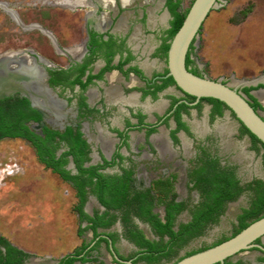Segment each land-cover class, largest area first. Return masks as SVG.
Here are the masks:
<instances>
[{
  "label": "rangeland",
  "instance_id": "obj_1",
  "mask_svg": "<svg viewBox=\"0 0 264 264\" xmlns=\"http://www.w3.org/2000/svg\"><path fill=\"white\" fill-rule=\"evenodd\" d=\"M191 2L192 0H178L176 12L182 16ZM92 3L94 8L61 7L54 0H0V58L24 52L35 59L40 57L46 60L51 68H65L73 60L72 53L66 50L77 45L83 38L84 12L108 11L97 6L94 0ZM149 6L154 5L135 2L120 9L126 11L124 16L127 23L136 32L128 40L135 57L133 64L139 67L147 65L144 70L147 76L152 73L160 74L165 69L162 55L154 58L152 52L159 46L169 20L167 15L162 23L157 21L164 9L162 1L159 8L153 11L155 21L148 23V14L142 13ZM241 11L245 13L243 19L238 14ZM189 58L199 75L228 84L241 94L243 88L264 90V0H219L203 20ZM37 64L44 70L47 68L39 62ZM260 78L262 79L259 80ZM233 80L237 84L232 85ZM255 80L259 81L255 82L254 87L242 85ZM100 86L105 87L107 84L100 82ZM137 86L142 87L143 84L137 83ZM91 89L97 88L95 86ZM52 91L60 96V100L70 96L68 91ZM99 92L102 96L101 89ZM167 96L178 98L181 95L172 88L171 91L158 94L157 100L163 99L168 103ZM60 100L57 99L56 102L51 99L44 104L47 108L44 110L47 115L44 124L61 128L77 120L88 138L96 136L99 128L108 131L109 128L120 126L127 117L126 107L105 104L101 98L100 102L95 100V108L99 112H93L88 118L87 114H83L76 119L73 105H68L66 109ZM91 106L92 104L89 108ZM208 111L209 106L201 102L198 110L189 109L186 114H182L181 119L188 125L190 135H179L181 140L174 145L167 137V152L156 151L153 145L151 151L139 132H134L128 138L127 146L121 148L120 153L125 158L121 166L133 169L134 179L130 184V193L146 189L153 180L172 177L174 199L191 204L195 195L183 188L184 175L193 165L194 157L201 158L203 155L216 156L222 164L232 167L242 186L252 180L264 183L263 152L259 145L251 143L241 126L227 111L212 122L208 121ZM258 111L264 117V111ZM191 123L203 125L204 133L197 134ZM222 123L232 125L233 132L227 140L234 145L244 144L243 156L239 155L240 151L236 156L233 146L226 147L215 133L214 127ZM172 126V121L168 120L166 127ZM29 127L34 129L31 123ZM165 131L167 135V130ZM95 150L97 148L93 145L94 154L90 157V164L99 162ZM118 170V167H113L105 172L115 173ZM90 197H87L83 207L88 215L101 211L96 202L89 203ZM249 201V192L240 194L236 200L226 205L218 221L201 236L190 240L172 259L155 264H171L178 258L229 237L236 228V216L248 206ZM75 202L71 187L37 161L33 149L26 141L18 138L0 139V237L28 254L23 264H56L64 255L90 242L91 233L88 230L77 233L78 226L83 228L86 224H78L72 211ZM153 212L162 216L160 206H155ZM187 220L185 211L176 217V223H185ZM132 223L148 240H156L146 224L135 218H132ZM120 231L118 221L108 229L98 230L99 233L116 234L115 247L122 256L127 257L135 248L120 236ZM261 257L260 252L247 250L232 256L228 261L264 264L259 261ZM83 264L115 263L110 261L101 244L86 255Z\"/></svg>",
  "mask_w": 264,
  "mask_h": 264
},
{
  "label": "trees",
  "instance_id": "obj_2",
  "mask_svg": "<svg viewBox=\"0 0 264 264\" xmlns=\"http://www.w3.org/2000/svg\"><path fill=\"white\" fill-rule=\"evenodd\" d=\"M165 6L172 19L170 28L163 40L167 43L162 44L160 47L162 55H165L168 41L180 26L187 12L182 16L176 12L178 1L167 0ZM238 14L242 19L245 17V13L242 11ZM191 49L192 44L189 45L185 55L184 66L192 74L199 75L192 60L189 58ZM83 69H80L79 75L82 74ZM69 70L46 69L48 85L50 87L60 85L61 80L59 77L67 75ZM76 82L84 88L85 84H81L79 80ZM66 84L71 86L73 82ZM66 84L64 83V85ZM169 84H173V81L168 77L162 80L161 85L157 86L156 90H161ZM251 90L253 88L242 89L243 94L250 101V107L253 110L264 111V108L249 94ZM201 101L212 106V115L220 116L221 112L226 109L222 103L213 99L207 98L201 99ZM81 105L84 106V104ZM180 107H183V105H179L174 113V119L178 127L183 126L177 114ZM27 121L39 122L40 115L35 109L30 107L29 102L25 98L15 97L0 100V139L18 138L26 141L33 149L37 161L71 187L76 199L72 211L75 213L79 225L83 222L86 223L83 228L78 226L77 233L80 234L82 230H89L95 238L98 236L97 229H106L118 220L122 226L123 238L138 249L137 252L133 253L139 254L135 261L139 260L145 264H155L161 260L172 259L179 249L184 247L190 240L201 236L208 227L218 221V217L225 210L226 203L236 200L245 191L249 192L250 201L247 208L242 209L241 213L236 217L237 226L231 236L246 227L250 222L264 216V183L260 180H253L244 186H240L232 167L215 168L212 172L202 167L196 172L198 175H202V177L196 178L199 202L189 210L190 220L187 223L175 225V217L183 210L184 205L174 201V194L171 192L169 183L156 181L145 191L129 194L127 183L131 172L122 170L119 175L103 173L102 170L104 168L113 164V162L109 163L104 160H102L101 164L84 165L88 162V147L77 128L65 127L62 132H59L43 126L40 133L37 134L25 125ZM241 128L253 145H259L263 152L264 162V145L242 126ZM60 143H62L65 150L56 155L57 150L60 148ZM67 157L71 158L75 171L73 174L69 170L64 169ZM150 191L152 192L150 193ZM87 193L96 199L97 203L103 208L102 211H94L91 216H88L83 211ZM155 206L162 207V217H158L152 211ZM130 216L146 223L157 240H147L142 232L131 224ZM108 237L113 239L116 235L108 234ZM224 240L226 238L214 245ZM95 246L96 244L92 247ZM203 249L205 248L200 250ZM78 253L73 252L63 256L58 260L57 264H73L77 259ZM27 257L28 254L12 246L3 237H0V264H23ZM80 260L85 261L84 259ZM260 261H264V256ZM224 264L243 263H231L228 261Z\"/></svg>",
  "mask_w": 264,
  "mask_h": 264
},
{
  "label": "flooded vegetation",
  "instance_id": "obj_3",
  "mask_svg": "<svg viewBox=\"0 0 264 264\" xmlns=\"http://www.w3.org/2000/svg\"><path fill=\"white\" fill-rule=\"evenodd\" d=\"M94 1L96 2L97 6L102 7L103 9H107L108 11L100 13L98 10H96V12H94V10L93 11L89 10V11L84 12L83 14V24H84L83 38L80 40V42L77 45L66 50L67 52L72 53L73 60L70 61L65 68H46V69H55V70L70 69L69 73L63 77H59V79L61 80L60 85L50 87L47 83V80H46V83L54 91L58 89L59 91L69 92L70 96L63 98L64 100L62 99L60 100L59 99L60 96L58 97L56 95V97L58 100H60L63 106L65 105V108L68 105L70 106L73 105L76 119L80 115H83V114H87L86 117L88 118L89 115L92 114L93 112H99L100 110L98 108H95V100L100 102L101 98L103 99V102L105 104H111L117 107H119L120 105L126 107L128 109L127 117L123 119L120 126L109 128L108 131H103L100 128L97 129L98 134L94 136L93 138H88L86 136L85 131L81 128V123L78 122L77 120L75 122L66 124L61 128H52V127L45 125L44 121L47 120V115L45 114L42 108L40 110L44 118H42L41 114L37 111L40 115V121L39 122L27 121L25 122V125H27L30 130L34 131L37 134L40 133L41 127L43 126H46L52 130H57L59 132H62L65 127H71L73 129L77 128L78 131L81 133L82 139H84L88 147V152H87L88 162H86L84 165L87 166V165L101 164L102 160H104L109 163L113 162V164L112 166L104 168L102 170L103 173L119 175L122 170L131 172L129 175V181L127 183V188H128L127 191L129 194H132L130 193L129 189H130V184L134 179L133 169L130 167L125 168L121 166V163L125 158L120 153L121 148L123 147L125 148L127 146L128 138L133 136L134 132H139V135L143 136V139L147 142V145L149 146V149H151V151H152L151 145H153L156 151L161 150V151L167 152V149H168L167 141L168 140H170L171 144L174 145L178 142V140H181L179 135H182V134H185L188 136L190 135L188 125L181 119L182 114H186L189 109L198 110L200 108L201 102H204V101H201V99H199L194 105L188 106L187 104L192 103L194 99L192 97L182 94L176 87H174V84H169L163 87L161 90H156L157 86L161 85L162 80L168 78V77H165L166 68L160 74L152 73L150 76H147L144 71L147 69L148 67L147 65L144 64V66L139 67L133 64L135 57H134V53L132 52L133 48L129 45L128 40L129 38H132L136 32H134L131 25L129 26L127 23V20L124 16V14H126V11H123L120 9H124L125 7L130 6L135 2H140L141 4H147V5H154L153 7L152 6L146 7L147 9L145 8V11H143L142 13V14H148L147 21L148 23L151 24L153 22H150L149 14H153V11L157 10L156 3L160 2L161 4V2L163 1L164 9L160 13V15L157 17V21L159 20V17H161L162 15L165 16L163 21L166 19L167 15L169 16V20L167 22L168 25H167L166 30H164L165 32L162 35L163 37H162L161 42L159 43V46L155 48L152 52L153 57L155 58L159 54L162 55L160 52V47L162 46V44L167 43L166 41H163V40L166 37V32L170 28V21L172 19L167 7L165 6V3L167 0H148L147 3L143 2V0H131V3L126 6L122 3V0H114V2L113 0H107V2H105L107 6L101 0H94ZM171 1L173 2V1H178V0H171ZM69 2H72L74 4H69ZM92 2L93 0H84V1L83 0H54V3L61 7H78V6L79 7H84V6L90 7L91 6L94 8V5ZM163 21L159 20L160 23H162ZM165 55H166V52H165ZM165 55H162V57L164 58V62H165ZM39 60L42 64L51 66L50 63H48L46 60L40 57H39ZM81 68H84V69H83L82 74L79 75ZM46 69H45V72H46L47 79H48V74H47ZM261 79L262 78H260L259 80ZM77 80H79L81 84H85L84 88H82L80 84L76 82ZM259 80H255L252 82H256ZM62 82H64L65 84L68 82H73V84H71V86L67 84L64 85V83L62 84ZM100 82L103 84L105 82L107 86L101 87ZM117 83H121V84L118 85ZM137 83H141L143 84V86L139 87L137 86ZM95 86L97 89H91V88H94ZM172 88L178 91L181 96L178 98H175L174 96H167L168 103H166V101L163 99H160L159 101L157 100L158 94L163 93L164 91H168V90L171 91ZM99 89H101L102 96L99 92ZM259 91H264V90H257L254 92H259ZM254 92H252L253 96L260 102L257 96L254 95ZM12 98H15V97H12ZM53 98L55 97L53 96ZM81 104H84V106H82ZM91 104L92 106L91 108H89V105ZM206 104L209 106V111L207 115L209 122H212L215 118L221 117L223 112L226 111V109H224L221 112L220 116H217L215 114L212 115V106L208 103ZM179 105H183V107H180L177 112L179 116V121L183 124L182 127H178L174 119L175 110L178 108ZM262 105L264 106V104ZM168 120L172 121L173 123L172 128L166 127ZM30 123L32 124L34 129H31L29 127ZM190 125L192 129L196 130L195 132L197 134H203L205 131V128L201 124L191 123ZM220 125H217V126L219 127ZM200 126L202 129L200 128ZM217 126L214 127V131L219 136L222 142V137L218 131ZM165 130H167V135H166ZM167 137H168V140H167ZM92 144L96 146L97 150H95V152L97 156L99 157V162L95 164L89 163L90 157L94 154ZM182 144L185 146L184 143ZM239 145L244 146V144H235V145L233 144V149H235L236 151V156H237V153L239 152ZM64 150L65 148L63 147L62 143H60V148L57 150L56 155H58ZM69 164H71V167H69ZM113 167H118L119 168L118 172H115V173L105 172L106 169H110ZM202 167L204 169H207V171L212 172L215 168H226L229 166L222 164L219 161V159L213 155H208V156L203 155L201 158L199 156L194 157L193 165L190 167V170H187L185 172V175H184L185 181L183 183V188L185 190L190 191L192 194H194L195 200L192 201L191 204H187L186 202H180L174 199L175 202H179L184 205V208L181 212L185 211L188 215V220L185 223H187L190 220L189 210L192 209L199 202V192L196 187V178L197 177L200 178L202 177V175L200 174L198 175V173L196 172ZM64 169L69 170L71 174L75 172L70 157H67V163L64 166ZM234 175H235V171H234ZM235 178L237 179L236 175H235ZM156 181H164V182L166 181L167 183L170 184L171 192L174 193L173 188H172L173 187L172 177H168L167 179L165 178V180H160V179L153 180L152 182H150L149 186L142 191L149 189L152 186V183ZM239 185H240V182H239ZM151 192L152 191H150V193ZM88 196L92 197V198L91 197L89 198V203H92V204H94L95 202L97 203L96 199L88 193H87L86 199ZM229 203L230 202L226 203V205ZM97 205L102 211L103 208L98 203ZM180 213H178L176 217ZM91 215H88V216H91ZM162 215H163V210H162ZM176 217H175L174 223L175 225H178L180 223H176ZM132 218L137 219L136 217L130 216L131 224H133ZM236 226H237V221H236ZM98 230H105V229H97L96 230L98 234L97 237L94 238L91 234L90 242H88L85 245H81L79 246V248H75V250H73V252H79L77 259L76 261L73 262V264H75V262H79V264H83V262L85 261H81L80 259L86 260V255L101 244L103 245V248L112 263L119 264L115 262L114 259L112 258L110 249L114 252L116 257H118L121 260H131L132 264H138L139 262L145 264L143 261H139V260L135 261L139 255V254H133L138 251V249L135 246H133L135 248V251L130 256L124 257L117 251L115 247L116 237L111 239L108 237L107 233L106 234L99 233ZM109 234H112V233H109ZM120 236L123 238L122 226H121ZM229 237H227L226 239H228ZM99 239H101V241H99ZM262 241L264 244V237L262 238ZM253 243L260 244V240L257 239ZM95 244L96 246L92 247ZM249 250H255V251L260 252L257 249H249ZM241 252H244V251H241ZM260 253L262 254V257H263L264 253L262 252ZM228 259L229 258L225 259L223 264L225 262H228ZM262 262L264 263V261Z\"/></svg>",
  "mask_w": 264,
  "mask_h": 264
},
{
  "label": "water",
  "instance_id": "obj_4",
  "mask_svg": "<svg viewBox=\"0 0 264 264\" xmlns=\"http://www.w3.org/2000/svg\"><path fill=\"white\" fill-rule=\"evenodd\" d=\"M218 2L219 0H192L180 26L168 42L165 55V77H170L174 87L182 94L194 99L192 103L187 104L188 106L194 105L199 99L207 98L222 103L226 111L233 115L238 124L264 145V117L258 110H253L250 107V101L243 94L219 80L192 74L184 66L185 55L189 45L193 44L203 20ZM22 58L26 59V62L29 60L31 62L29 64L22 62ZM36 60L41 63L39 57L35 59L24 52L11 53L0 58V100L12 97L25 98L29 102L30 107L38 111L44 118L40 109L46 110L47 108L44 104L51 99L57 102V97L46 83L47 75L45 70L37 64ZM43 65L51 68V66ZM40 75L44 76L45 84L41 83L44 89L38 94L34 89L36 83L40 80ZM242 85L255 86L251 82H245ZM252 92L254 90L249 91V94L254 97ZM256 101L264 108L257 99ZM69 167H71V164H69ZM263 237L264 216L250 222L228 239L188 256L181 257L171 264H223L225 259L241 251L257 249L264 253ZM257 239L260 240V244L253 243ZM110 253L115 262L132 264L131 260H121L116 257L111 249Z\"/></svg>",
  "mask_w": 264,
  "mask_h": 264
},
{
  "label": "bare ground",
  "instance_id": "obj_5",
  "mask_svg": "<svg viewBox=\"0 0 264 264\" xmlns=\"http://www.w3.org/2000/svg\"><path fill=\"white\" fill-rule=\"evenodd\" d=\"M84 1V0H83ZM103 3H105V2H107V0H101ZM147 1L148 0H143V2H145V3H147ZM106 4V3H105ZM106 6H107V4H106ZM159 6H160V2H158V3H156V8H159ZM149 16H150V18H149V20H150V22H153L155 19H154V17H153V14H149ZM164 15H162L161 17H159V20L160 21H163V19H164ZM158 20V21H159ZM21 61L22 62H26V59H24V58H22L21 59ZM30 61L31 60H29V61H27L26 63L27 64H29L30 63ZM39 77V76H38ZM39 81L36 83V87H35V92L36 93H40V91H42V89H44L43 87H42V85L43 84H45L44 83V76H41L40 75V77H39ZM41 83H43L42 85H41ZM234 84H237V81H234L233 80V82H232V85H234ZM251 84H255V82H251ZM254 95L255 96H257V98L260 100V102L262 103V104H264V91H259V92H254ZM51 96L53 97V95L51 94ZM30 99H31V97H29ZM33 99V98H32ZM34 102H35V100H34ZM218 127V126H217ZM200 128H201V126H200ZM202 129V128H201ZM218 131H219V133H220V135H221V137H222V142L224 143V145L226 146V147H229V146H233V144L230 142V141H228L227 140V138L231 135V133L233 132V128H232V125H230V124H228V123H223L222 125H220L219 127H218ZM217 131V132H218ZM108 148V147H107ZM239 151H240V154L239 155H244V153H243V145H239ZM248 158V157H247Z\"/></svg>",
  "mask_w": 264,
  "mask_h": 264
},
{
  "label": "clouds",
  "instance_id": "obj_6",
  "mask_svg": "<svg viewBox=\"0 0 264 264\" xmlns=\"http://www.w3.org/2000/svg\"><path fill=\"white\" fill-rule=\"evenodd\" d=\"M114 2V0H113ZM122 3L126 6L131 3V0H122Z\"/></svg>",
  "mask_w": 264,
  "mask_h": 264
}]
</instances>
